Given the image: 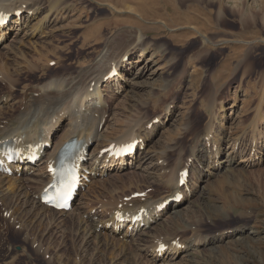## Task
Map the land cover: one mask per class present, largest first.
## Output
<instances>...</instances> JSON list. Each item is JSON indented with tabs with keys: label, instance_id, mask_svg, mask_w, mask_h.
Instances as JSON below:
<instances>
[{
	"label": "rangeland",
	"instance_id": "obj_1",
	"mask_svg": "<svg viewBox=\"0 0 264 264\" xmlns=\"http://www.w3.org/2000/svg\"><path fill=\"white\" fill-rule=\"evenodd\" d=\"M58 5L61 17L41 33H31L39 17L12 30L0 46V71L8 74L0 76V98L12 97L0 104V127L14 112L24 111L23 94L29 88L38 91L59 78H68L65 85L75 78L67 89L99 82L107 68L98 60L107 52L110 66L116 62L120 71L128 65L119 90L106 93L115 78L98 84L104 105L96 110L104 112L105 123L89 155L98 157L100 149L115 145L130 125L135 130L136 123H150L154 132L144 142L143 161L135 158L113 171L99 166L65 214L47 212L39 221L22 195L5 201L8 206L0 202V264H264V0H63ZM190 17L198 21L188 23ZM200 25V33L189 28ZM37 91L34 99L41 98ZM66 116L50 134L53 147L66 130ZM214 143L219 156L207 164ZM227 154L232 165L220 163ZM190 159V194L177 209L181 222L169 220L175 215L170 205L143 234L122 237L123 231L115 235L107 226L95 230L115 208L111 200L126 203L122 198L136 191H146L144 199L150 202L168 196L170 186L162 181ZM16 177L7 181L27 178ZM159 237L190 247L195 239L206 243L175 257L164 251L155 260Z\"/></svg>",
	"mask_w": 264,
	"mask_h": 264
},
{
	"label": "bare ground",
	"instance_id": "obj_2",
	"mask_svg": "<svg viewBox=\"0 0 264 264\" xmlns=\"http://www.w3.org/2000/svg\"><path fill=\"white\" fill-rule=\"evenodd\" d=\"M61 1H63V0H55L54 2L53 1H47V0H12V1L11 0H5V1H1L0 12L6 13V14L18 15L19 14L18 12H21L24 8V10H26V11H24V13L25 12L26 13L25 14L21 13L20 18H16L15 21H12L13 23L11 22V25L0 29V46L3 43H5V41L7 40V35L12 30H20V29L22 30L24 26H25V28L27 27L29 21H32V20L35 21L39 17H41V18L37 21L38 23L35 26V29L33 30V32H31V33H33V34L34 33L37 34L39 32L41 33L43 31L44 27L48 26V24H50V22H53V21L59 19L58 16L61 17L62 9H60V7L58 5ZM47 9H48L47 12L43 11V10H47ZM52 17H53V19H52ZM199 17H201V16L199 15ZM194 18H196V17L187 18L188 23H191V22L195 23L196 21H198ZM206 20H207L206 17H204L203 21L206 22ZM202 25H206V23H202ZM33 28H31V29H33ZM189 28L193 31L200 33L201 32L200 28H203V27L200 25L198 30L195 29L194 27H189ZM33 34H30V35H33ZM200 36L202 38H204L203 35H200ZM141 37H142V35L140 33L137 34L138 41H141ZM204 42L210 43V44L212 43V41H210L209 39H205V38H204ZM141 52L138 54L139 58L142 57ZM106 56H107V52H104V54L101 55L100 59L98 60V65H100L102 67L106 66V68H107V71L105 73H103L104 76H102L99 79L101 81L103 78L106 77V74L108 72L110 73L112 70L115 71V73L117 74L116 78L113 80V82L109 83L108 91H106L107 94H112L116 90H119L121 88V83H120L119 79L122 77V74H123L122 69H124L128 65V63H125V65L122 68H120V71H119L118 70V68H119L118 64L115 62L117 65H115V63H114V65L110 66V60L106 61V59H107ZM4 73H6V72H3V70L0 71L1 78H7L8 74H4ZM10 77H12V76H10ZM66 80H68V78H66ZM66 80L60 79V78H59V80L52 79L51 81L46 83L45 86L43 85V86L39 87L38 91L33 90L34 92L35 91L41 92V98H39V99H34L32 97L34 95V92L30 88L27 89L23 94L24 95V97H23L24 104H21V105L25 106L24 111L18 110V112H14L15 114L13 116L16 115L15 117H13L14 119L13 118L8 119L5 122V125L2 124L3 127L2 126L0 127V153H2L1 150L3 148L4 142L8 146L13 145V146H16L19 148H22L25 144L26 145L31 144V145H39L40 146V150L42 151L41 155H43V156H42L41 160L38 163H36V165H34L33 167H30L29 161H26L24 159L23 160L18 159V160H14L12 162V166H11L13 173L16 175L18 172H20V174L22 176L27 177V174L29 175V173L31 172L32 176H39V178H32L29 176V177L24 178V179L22 178V180L10 179L7 181V178H9V176H5L4 174L2 175V172L0 169V194H2L4 197H6V199H2V197H0V202H4V206H5L7 200L12 202L15 195H17V196L22 195L25 203L26 204L29 203V205L32 207L31 208L32 209V212H31L32 215H34L35 216L34 218H36L37 220L39 219V221H40V219L44 220V218H43L44 215H47L49 212L53 216H55L56 214L60 215V213L65 214L64 211L55 212L52 209L45 207V205L40 202L42 191L48 187V185L51 182V178H52L50 176V174L47 173L49 163L55 162L56 156H57L59 150L61 149V147L63 146V144L65 142L70 141L73 137L78 142L82 143L81 148L83 151H85L86 147L88 146V144L93 139L99 138L100 135L98 133V126L100 125V123L104 119V117H103L104 112H102L100 110H96L98 108H101L102 105H104L103 104L104 100L102 98V94L98 88V84L100 81L99 82L95 81L93 83L94 87H93L92 91L90 90L91 91L90 92L89 88L91 87V85L85 87V85H84L85 83L83 84L85 88L78 87L79 86L78 85V86H69L70 88L67 89V86L70 85V83H75L74 82L75 78H73L71 80L72 82L70 81L67 85H65L67 83ZM76 80H78V79H76ZM46 88H48V89H46ZM54 90H56V91H54ZM10 100H12V97L10 95L3 94V96H1V98H0V104L5 105ZM8 112H10V111H8ZM64 114H65V116L67 115L66 118L67 117L69 118V122H68V124H66V128H65L66 130L58 137L53 149L52 150L48 149V147H47L48 143H50V147L52 146L51 141H49V136H50V140H51L52 135H50V134L52 133L53 130H55V128H58V126L61 122V119L64 117ZM96 114L98 115L97 117H95ZM11 117H12V115H11ZM3 120H4V118H3ZM149 125H150V123H145V124H143L141 122L136 123L137 128L135 130H133V128L131 130V125H130V130H129V128L126 130V132H128V134L125 135V133H126L125 132L123 134V136L121 138H119L118 141H116L115 146H121L122 144L132 143L138 139H141L143 141V143L148 141L149 136L151 134H153V132H154V127H152L151 125L149 128L146 127ZM146 130H147V132H145ZM142 132H145V134H147V135H145L146 137H143L144 134L142 135ZM210 134H211V132H210ZM111 141H113V140H111ZM144 145H145V143H144ZM207 147H209V146L207 145ZM201 151L202 150H199V152H201ZM144 153L145 152L142 153L141 151L138 150V154H137L138 157H136V156L135 157H129L126 164H128L129 162H130V164H132L133 163L132 160H134L135 158H136L137 162H140L142 159H144L146 157V156H143ZM93 156L94 155H91V154L88 156V158H91L90 159L91 162L93 160V164L91 165V166H93L92 169L89 170L88 168L85 167L84 162L81 163L82 170H87L90 174L91 173L93 174L96 167H99L101 165L103 166L105 160L107 159L106 155H103L100 157L99 156L97 157V155H96V157H93ZM218 156H219L218 146H216L214 143L212 146V149L210 150V155L206 156L207 164H209L208 160L210 157H212V158L214 157V161H215V159L218 158ZM226 156H227V160L221 161L220 163L227 162L228 163L227 166L232 165V160H231L232 156L230 157V154H227ZM78 157H82L83 159H85L84 160L85 162L88 160V158L86 160V157L83 156V153H79ZM138 159H141V160L138 161ZM21 160H22V163L25 165V166H23L24 167L23 169L21 167H19ZM124 160H126V159H121L120 160L121 163L124 162ZM40 165H43L42 173L34 174V172L37 171V169ZM191 165L192 164H190V166ZM217 165H218V163H217ZM94 166H95V168H94ZM163 169H165V171H166L167 167H165ZM186 169H188V171H189V167L187 164L182 168V170L178 169L179 174L177 172H175V173L168 175V177L166 179L164 178V181H162L163 179L161 180L165 186H170V188L168 187L170 189L168 191V194H167L168 196L165 195L161 201L150 202L149 200L147 201V199H138V200L132 201L129 204L124 203L121 205L120 209L116 208L113 210V215L110 216V218L108 220H106L107 221L106 223H102V222L99 223L98 222L99 224L95 227V230H97L99 226H101L104 229V227L108 226V223L111 222L112 225H111L110 232H112L113 234L116 235V234L121 232L122 229L120 230V228H122L124 226V225L117 223V219L119 217L125 218V219L127 218V221H130L134 216L138 215L140 212H141L142 222H137L135 225L132 226L130 231H129V227H127L125 229V231L123 230L124 234H122V237H124L128 233H130L132 235V234H137V233L141 232L143 234V232L146 231L147 229L152 230V228H153V226L151 227L152 223H156V220L162 215L161 213H158L159 211L157 210V208L160 207L162 205V203L168 202L169 200L174 199V197L176 196L177 193L183 195L182 201H184V200L186 201V199L188 198V193L190 194V187H188L189 186L188 182L182 188L178 187V183L180 180V173ZM109 170L110 169H108V171ZM205 171H207V170H205ZM169 173H171V172H168V174ZM208 174L209 173L207 172V175ZM213 174L214 173H212V175ZM209 176H211V175H209ZM24 180L31 182L33 185L27 184L26 187H23L22 181H24ZM36 182H38L40 184V186L34 187V184ZM35 189H38L39 192L38 191L33 192V191H36ZM191 189H192V187H191ZM183 190L184 191L187 190V195H185L182 192ZM18 191H21L22 193L17 194ZM44 191H46V190H44ZM136 192L139 193L140 191H136ZM136 192H132V193H136ZM182 201L180 203H178L176 201H172L173 202L172 206L175 207V209L171 213H173L175 215L173 217L169 218V220L174 221V218H180L179 219L180 222L183 220L182 217L180 216L179 211L177 210L179 208L178 206L181 205ZM22 203H24V202H22ZM4 206H3V208H4ZM106 206H108V205H106ZM165 209H166V206H165ZM165 209H162V211H165ZM103 210H104V208H103ZM12 211H13V207H12ZM169 216H171V215H168L167 217H169ZM17 219L19 221V219H21V217L17 218ZM80 219H82V218H80ZM20 223H21V220H20ZM141 223L143 225L142 227L139 226ZM90 230L92 232L93 229H90ZM129 237H131V236H129ZM236 238H237V240H241L240 236H238V237L236 236ZM156 239H158V240H156V243L154 245L153 254H152V258H155V260H157L158 259L157 256H159L158 255V253H159L158 247L159 246L165 247L167 249V252L169 253V255H171L172 257H175V256H179L182 253L188 251L192 247L200 246L201 244L206 243V239L203 242L202 241H196V239H195L193 241V244L190 247V246H183V244H181V242L180 243L178 242L179 240L175 241V240L169 239V240H171V241H169V240L164 239L163 237H161V238L159 237ZM121 246H122V244H121Z\"/></svg>",
	"mask_w": 264,
	"mask_h": 264
},
{
	"label": "snow or ice",
	"instance_id": "obj_3",
	"mask_svg": "<svg viewBox=\"0 0 264 264\" xmlns=\"http://www.w3.org/2000/svg\"><path fill=\"white\" fill-rule=\"evenodd\" d=\"M0 19H2V17H0ZM72 179H74V177H72ZM70 188H71V182L63 183L60 187L59 195L61 197H66L69 194Z\"/></svg>",
	"mask_w": 264,
	"mask_h": 264
}]
</instances>
